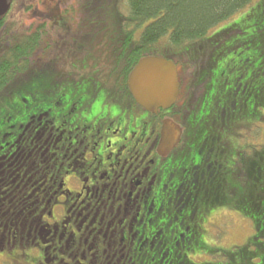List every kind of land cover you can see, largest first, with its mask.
Segmentation results:
<instances>
[{
	"label": "flooded vegetation",
	"instance_id": "af4514ba",
	"mask_svg": "<svg viewBox=\"0 0 264 264\" xmlns=\"http://www.w3.org/2000/svg\"><path fill=\"white\" fill-rule=\"evenodd\" d=\"M80 86L3 116L0 264H198L194 255L211 253L198 228L223 208L193 223L181 201L207 179L219 185L220 168L179 94L150 110L131 92Z\"/></svg>",
	"mask_w": 264,
	"mask_h": 264
},
{
	"label": "trees",
	"instance_id": "16d2710c",
	"mask_svg": "<svg viewBox=\"0 0 264 264\" xmlns=\"http://www.w3.org/2000/svg\"><path fill=\"white\" fill-rule=\"evenodd\" d=\"M7 1L8 10L0 18V95L10 94L16 84L24 82L40 80V87L47 77L65 82L64 86L79 84L83 94L93 86L97 91L107 93L104 89H109V94L130 97L128 78L140 59H170L177 67L180 84L176 107L180 113L188 111L195 122L189 127L201 132L196 138L201 140L200 148L209 147L210 154L224 161L222 167L214 165L220 168V184H212L210 178L208 185H202L214 193L212 186L221 188L222 200L211 208H244L240 203L253 195L251 209L264 213V115L255 113L258 102L243 97L244 115L239 123L233 122L235 113L231 111L238 104V95L232 90L225 95L219 78L208 71L214 66L210 62L214 48L203 40L213 27L252 0H126V13L120 0ZM63 89L34 88L29 94L41 105L60 96ZM206 103L210 112L203 107ZM204 117L215 129L209 139L202 136ZM246 130L254 131L255 136L247 139L243 136ZM257 221L263 238L256 241L250 237L243 244L242 264L247 263L244 249L249 248L248 260L264 264V223ZM232 256L228 264H232Z\"/></svg>",
	"mask_w": 264,
	"mask_h": 264
},
{
	"label": "rangeland",
	"instance_id": "374dc122",
	"mask_svg": "<svg viewBox=\"0 0 264 264\" xmlns=\"http://www.w3.org/2000/svg\"><path fill=\"white\" fill-rule=\"evenodd\" d=\"M120 3L121 10L126 13V0H120ZM213 28L207 32L208 34L203 39L209 42L210 47L214 48V51L210 53L212 54L210 62L214 63V66L208 71H211L214 77L219 78L218 83L223 86V93L225 95L227 91L231 90L234 91L235 95H238L236 108L232 111L230 110L235 113L234 117H231L233 122L239 123V119L241 120L242 115H244V112H242L243 106L240 105L243 103V97L258 102L259 105L255 113L257 115H264V0H252L246 7ZM201 52L205 55L206 48H203ZM39 82L16 84V90L8 95H0V123L6 120L3 116H11L9 110L13 107H25L26 105L34 104V100L31 98L32 95L29 94V91H32V89L55 87L56 89H60L58 90L60 92L65 83H57L56 78L53 80V78L47 77L42 79L40 87H38ZM104 90L109 93V89ZM207 103L203 107H206ZM42 104L45 105L46 103ZM239 106L240 109L238 108ZM206 110L210 112V109L207 107ZM203 122L206 126H210L208 127L209 134L210 136L213 135L212 131L214 132L215 129L211 125V122L209 124V118L204 117ZM7 123H13V119L7 121ZM256 129L257 127L254 128V131ZM254 131L248 132L246 130L243 136L248 139L250 138L249 135H254ZM221 136L223 135L221 134ZM257 138L259 139L258 142H260L261 138L259 136ZM203 151L201 149V152ZM234 162H232V168L234 167ZM223 163V158H219L218 156L214 158V165H222ZM223 169H229V167L224 166ZM214 172L215 179L213 180H216L220 177V173L218 170ZM234 180L238 181V179ZM202 185H199L195 189L187 188L186 196L181 201L182 206L190 211V215L193 214V223L200 217L199 214L203 215L207 211L208 215L209 212L217 209V207L212 209L211 206L218 203L219 199L222 200L220 187L212 186V190H215L214 193L213 191H207ZM245 199L244 202L240 203V207L247 208L248 213H245L244 208L237 207L230 211L224 208V210H218L215 215H211L205 229L200 230L196 227L199 230L197 235L200 238L199 240L204 241L205 239L206 243L212 248L210 249V254H199L198 257L194 255V261L199 262L201 260L198 264H228L230 262L229 255H234L232 256L233 261L231 263L242 264L241 251L244 248L243 244L250 237L256 241L260 238L259 241H261L263 237L260 236V230L256 227L258 226L257 222H259L257 220H261L264 223V213L255 208L251 209V206H254L252 203L254 199L253 195H249ZM257 199L260 202L261 199ZM261 206H264L263 198ZM175 207H178V205L176 204ZM193 232H195L194 229ZM257 246L256 243L255 247L257 248ZM244 250L247 252L245 257H248L246 259L247 263L244 264H253L254 260L252 262L248 260V254L251 253L250 248Z\"/></svg>",
	"mask_w": 264,
	"mask_h": 264
},
{
	"label": "water",
	"instance_id": "95a60500",
	"mask_svg": "<svg viewBox=\"0 0 264 264\" xmlns=\"http://www.w3.org/2000/svg\"><path fill=\"white\" fill-rule=\"evenodd\" d=\"M8 1L0 0V18L8 10ZM178 72L175 63L159 56L140 59L128 78L134 100L144 108H170L179 94Z\"/></svg>",
	"mask_w": 264,
	"mask_h": 264
}]
</instances>
